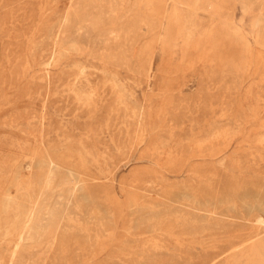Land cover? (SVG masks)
I'll use <instances>...</instances> for the list:
<instances>
[{
  "label": "rangeland",
  "instance_id": "1",
  "mask_svg": "<svg viewBox=\"0 0 264 264\" xmlns=\"http://www.w3.org/2000/svg\"><path fill=\"white\" fill-rule=\"evenodd\" d=\"M0 264H264V0H0Z\"/></svg>",
  "mask_w": 264,
  "mask_h": 264
},
{
  "label": "bare ground",
  "instance_id": "2",
  "mask_svg": "<svg viewBox=\"0 0 264 264\" xmlns=\"http://www.w3.org/2000/svg\"><path fill=\"white\" fill-rule=\"evenodd\" d=\"M210 5V4H209ZM247 9V8H246ZM257 16V15H256ZM259 22V21H258ZM256 27V26H255ZM246 28V27H245ZM83 70V69H82ZM55 80V79H54ZM75 92V91H74ZM90 92V91H89ZM82 94V93H81ZM37 95V94H36ZM84 106V105H83ZM143 113V112H142ZM141 137V136H140ZM50 158V157H49ZM43 159V158H42ZM44 160V159H43ZM43 160H41V161H43ZM53 162H54V160L53 159H48V160H44L42 163L44 164V163H48V165H52L53 164ZM49 169V168H48ZM47 174H49V173H47ZM50 174H54L52 171H50ZM31 178V177H30ZM33 181V180H32ZM32 184V183H31ZM29 186V185H28ZM159 186V185H158ZM29 188H31L30 186H29ZM42 191V190H41ZM23 192V194L25 193L24 191H22ZM30 192V191H29ZM31 194V193H30ZM33 194V193H32ZM8 197L10 198L11 197V194L10 193H8ZM32 197H33V195H32ZM16 199H17V197H16ZM190 202V201H189ZM17 203L19 204V206H18V209H19V213L21 214V215H23L24 216V218H25V220L27 221V225L25 224V228L26 229H28L27 231H28V235L27 236H25L24 237V235H21L20 236V238L21 239H23V238H27V239H34V235H35V233H36V230H35V211H34V208L32 207V208H29V207H26V202L25 203H23L21 200H19L18 199V201H17ZM35 203V202H34ZM16 204V203H15ZM195 205V204H194ZM196 206V205H195ZM10 207H11V205L10 204H7V205H5V211H9V209H10ZM24 207H25V209H24ZM26 208H28V209H26ZM60 211V210H59ZM70 212V211H69ZM184 212V211H183ZM182 212V213H183ZM49 213V212H48ZM186 213V212H185ZM178 215H179V213H177ZM187 214V213H186ZM185 214V215H186ZM177 215V216H178ZM181 216H182V214H181ZM195 216V215H194ZM189 217V216H188ZM69 219H70V217H69ZM73 219V218H72ZM78 219V218H77ZM184 219H187V216H186V218H184ZM67 220V219H66ZM74 220H76V219H74ZM182 220H183V218H182ZM25 221V222H26ZM69 221V220H68ZM82 221V220H81ZM15 222V221H14ZM73 222V221H72ZM78 222V221H77ZM74 223V222H73ZM195 223H196V221H195ZM83 224V223H82ZM11 225H12V222H11V220H10V222H8L7 223V227H6V229H10V227H11ZM77 225V224H76ZM80 226V225H79ZM82 226V225H81ZM80 226V227H81ZM71 228H74V227H71ZM75 228H77V227H75ZM22 229V228H21ZM69 229H70V227H69ZM71 230H73V229H71ZM195 231V230H194ZM7 232V231H6ZM14 232V231H13ZM89 232V231H88ZM153 233V232H152ZM151 233V234H152ZM11 236V235H10ZM91 236V235H90ZM99 236V235H98ZM164 236V235H163ZM194 240V239H193ZM69 242V241H68ZM9 243V242H8ZM139 249V248H138ZM124 250V249H123ZM145 251V250H144ZM56 256V255H55ZM181 256V255H180ZM126 257V256H125ZM139 257V256H138ZM251 259V258H250ZM263 262V261H262Z\"/></svg>",
  "mask_w": 264,
  "mask_h": 264
}]
</instances>
